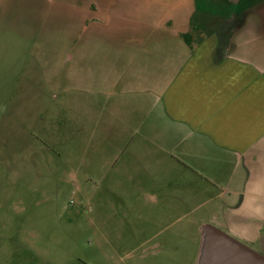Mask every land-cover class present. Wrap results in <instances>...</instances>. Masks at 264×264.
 I'll list each match as a JSON object with an SVG mask.
<instances>
[{
	"label": "rangeland",
	"instance_id": "1",
	"mask_svg": "<svg viewBox=\"0 0 264 264\" xmlns=\"http://www.w3.org/2000/svg\"><path fill=\"white\" fill-rule=\"evenodd\" d=\"M232 2L234 40L263 37L264 0ZM199 5L0 0V264H198L208 213L190 214L188 174L160 168L157 184L125 176L99 139L91 144L108 97L90 85V52L107 57L144 29L161 49L138 58L163 56L173 41L152 25L189 32Z\"/></svg>",
	"mask_w": 264,
	"mask_h": 264
},
{
	"label": "crops",
	"instance_id": "2",
	"mask_svg": "<svg viewBox=\"0 0 264 264\" xmlns=\"http://www.w3.org/2000/svg\"><path fill=\"white\" fill-rule=\"evenodd\" d=\"M152 28L173 41L163 56L138 58L149 47L161 49L144 29L126 47L103 50L107 57L90 52V85L108 97L91 144L99 139L125 176L132 171L157 184L156 170H183L195 186L190 214L206 211V225L264 256V36L237 42L236 27L223 25L190 50L183 32L162 23Z\"/></svg>",
	"mask_w": 264,
	"mask_h": 264
},
{
	"label": "water",
	"instance_id": "3",
	"mask_svg": "<svg viewBox=\"0 0 264 264\" xmlns=\"http://www.w3.org/2000/svg\"><path fill=\"white\" fill-rule=\"evenodd\" d=\"M205 243L200 264H264V256L215 226H203Z\"/></svg>",
	"mask_w": 264,
	"mask_h": 264
},
{
	"label": "trees",
	"instance_id": "4",
	"mask_svg": "<svg viewBox=\"0 0 264 264\" xmlns=\"http://www.w3.org/2000/svg\"><path fill=\"white\" fill-rule=\"evenodd\" d=\"M204 5H207V7ZM236 7L232 0H203V6L199 5L197 16L189 24L190 31L182 33V38L188 48L190 50L195 48V45L203 39L208 29H216L226 25L225 19L229 16H235L237 19L239 12L235 13V15L232 14L233 11H236L234 10ZM241 11L246 13L243 9ZM228 27L230 28V26ZM194 35H197V39L193 38Z\"/></svg>",
	"mask_w": 264,
	"mask_h": 264
}]
</instances>
